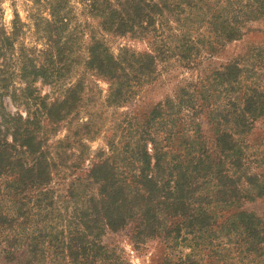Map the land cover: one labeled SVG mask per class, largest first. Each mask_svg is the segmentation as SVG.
<instances>
[{"label": "rangeland", "instance_id": "obj_1", "mask_svg": "<svg viewBox=\"0 0 264 264\" xmlns=\"http://www.w3.org/2000/svg\"><path fill=\"white\" fill-rule=\"evenodd\" d=\"M66 2L69 20L61 41L70 35L71 44L70 52L57 60L64 69L61 79L54 84L58 77L52 83L30 77L26 99L17 57L41 55L47 48L43 21L50 18L49 4L47 0L0 1V25L12 41L9 60L0 57V79L12 76L8 88L2 89L0 81V110L23 119L30 111L28 129L42 140L35 157L16 144L6 151L5 162L10 168L20 163L24 168L38 165L48 170L40 187L23 188L12 199L0 192L2 218L19 221L24 216L29 220L25 236L38 242L36 250L18 244L16 226L3 227L0 239L11 238V243L0 240V264H264V12L251 11L259 2L241 0L247 15L236 24L237 33L231 38L213 39L206 24H197L198 33L193 30L190 42L180 44L173 14L167 11H163L167 25H158L157 20L145 32L101 33L116 61L117 79L95 73L83 61L90 46L88 35L98 22L89 14L90 0ZM143 60L149 66L147 73H140ZM62 101L68 104L61 105ZM55 110L61 120L53 124L49 119ZM165 123L169 128H164ZM7 137L10 142V132ZM140 145L150 152V174L158 186H172L177 171L189 175V182L182 184L187 186L184 192H176L170 204V213L182 216L162 214L168 199L158 187L146 203L158 216L148 220L152 229L141 226L135 214V219L110 230L100 217L104 209L85 204L99 192L94 179L88 183L85 167L97 157L111 160L118 148L137 150ZM153 156L160 167L173 166V170L162 173L153 168ZM130 162L118 160L123 167ZM132 169L122 170L123 175L137 171ZM214 170L222 175L219 185L223 186L211 194L209 178L201 179L206 186H198L197 181ZM50 197L55 205L49 216ZM107 201L104 206L114 203ZM199 208L209 214L193 218ZM120 210L132 214L136 209L125 202ZM238 211L247 215L241 219ZM225 221L229 226L220 228ZM241 224L249 226V234L233 227ZM159 225L170 231L165 237ZM72 235L77 240L70 258L65 243L58 242ZM29 255H34L32 261Z\"/></svg>", "mask_w": 264, "mask_h": 264}, {"label": "trees", "instance_id": "obj_2", "mask_svg": "<svg viewBox=\"0 0 264 264\" xmlns=\"http://www.w3.org/2000/svg\"><path fill=\"white\" fill-rule=\"evenodd\" d=\"M47 1L50 8V18L43 21L45 26L44 30L47 35V48L42 51L41 55L32 54L27 56L20 53L17 57L18 60H20L19 62L17 61V64H21L20 79L25 80V87L22 92L24 96H26L31 90L29 85L30 77L41 76L49 83L53 82L54 77H58L53 83L57 84L59 82V79H61L62 76L61 72L64 69L57 66V60L63 52L65 53V51H69L68 44H71V41H69L71 39L70 35H67L65 40L61 41L64 30L66 29L65 27L68 25L69 20L66 0ZM253 1H258L259 4L251 11H258V13L264 12V0ZM245 7H247V5H243L241 0H90L88 9L89 14L98 19L96 29L98 28L99 32L97 31L96 35V29H94L91 30V34L88 35L87 44L90 46L86 51L87 55L83 61L88 65V68L94 70L95 73H103L109 78L117 79V70L115 68L116 61L109 54L103 35H126L127 33L136 31L145 32L151 26L155 25L157 20H159L158 25H167L169 18L163 14V11H167L171 15L173 14V22L176 24L175 29H178L179 31L176 41H179L180 44H188L192 38V34L194 33L193 30H196L195 33H198L201 24L207 25L208 33L212 34L213 39L216 37L231 38L237 33L236 24L243 16L247 15ZM197 24L200 25L195 26ZM13 28V35H16L17 27L13 26ZM153 30L155 29L153 28ZM206 44H208V42H206ZM11 45L12 41L10 37L6 35L3 26L0 25V57H3V60H9L7 53L9 52ZM52 48H54V50H52ZM42 56H44L43 60ZM118 59L119 58H117V60ZM119 62L122 63L123 61ZM69 65L70 64L67 66ZM148 67L147 62L143 60L141 64L142 72L140 71V73H147L149 71ZM11 77V75H3V78L0 79L2 89L9 87L11 84L9 81ZM116 84L117 86L118 84L120 86L119 82ZM73 88H67L66 92L70 95L71 93L69 92H72L71 90ZM29 96H26V99H29ZM67 104L68 103L66 101H62L61 103V105ZM169 112L170 110L168 111V116ZM30 113L31 112L29 111V117L23 119L21 116L16 117L10 114H5L3 110H0V124L2 125L0 127V192L3 196H8L9 199H12L15 196L18 197L23 188L42 186V183L48 179V170L43 169L46 168L44 166H38L35 163V165H37L36 169L33 167L24 168L22 167V164L18 163L16 165H12L10 168V164L5 162L7 157L6 151L14 150L16 144L20 147H24L25 152L29 153L28 155H33L35 157L39 147V142L42 140L37 137L35 131H29L28 129L32 122L31 117H33ZM54 113L53 117L49 116L51 118L49 120L53 124L58 122V119H60L58 118L60 116L59 111L55 110ZM164 128H169V124L165 123ZM7 132H10L11 135L10 142L7 141ZM148 135L151 136V132ZM149 141L152 140L149 139ZM152 150L154 152L157 151L156 148ZM115 151L116 154L111 157V160H103L97 157L89 163V167H85V171L87 173L86 178L88 179L87 180L85 178V180L89 183L90 180L94 179L99 185V192L96 198L90 200V202L85 201V204L94 209H104L100 216L104 224L110 228V230H115L124 226L128 219H135L134 216L137 214L139 216L141 226H150L152 229L154 224L151 225L148 220H150V218L155 219L158 216L153 210L154 207L146 205V203L148 202L147 199L155 194L158 187L161 188L159 191L164 193L168 199L165 203V209L161 210L162 214L165 215L166 218H181L182 215H180V212L170 213V204H172L173 195L177 197L176 192H184L187 186H183L182 184L189 182V175L177 171L175 172V178L172 180V186H170L169 183L166 186H158L157 183L153 181V175L150 174V172H152L150 170L152 158L150 157V152L145 146L142 147L140 145L137 150H133L131 148H118V150ZM156 153H160L162 156H166L167 154V152L158 151ZM121 157L127 162H130L129 159H131L136 163L132 164L130 162L131 164H127V167H123L122 164H118V160ZM153 159L155 160L153 168L162 170V173L173 170V166L160 167V161L158 162V158H156V156H153ZM128 167L133 169L136 168L137 171L128 172L126 173L128 176H125L123 175L122 170L127 169ZM140 175L141 179L138 178ZM221 177L222 175H219L218 172L214 170L210 176H200L198 178L197 185L201 186L204 183L201 179L207 180L209 178L208 181L210 182V188L207 190L212 194L214 191L219 190L217 189L218 187L220 188L223 186L222 184L219 185V179ZM206 185L207 184H203V186ZM188 186L192 185L190 184ZM118 195H122V197L120 198ZM201 198L203 197L201 196ZM108 199L114 200V203L112 205L108 204L107 206H104L108 202ZM125 202L131 203L136 209L132 212V214H124L121 212L120 208H122V204ZM226 204H229V202L224 203V206H226ZM54 205L55 202L53 201V198L50 197L46 204L47 208H49V216L50 212L54 208ZM15 206L17 209H20V206L16 204ZM206 214H209V212L207 213V209L205 210L199 208L193 218H204ZM212 214L214 215L215 212H212ZM235 214H237L236 216L241 219L247 215L243 211H238ZM146 216L147 220L145 218ZM28 223L29 220H27L24 216L21 220L15 221L9 216L3 219L2 214H0V229L15 225L17 228L16 230H18L16 242H18V244L21 242L22 244H30L33 250H36L38 247L37 240H35V238L25 236V234L29 235V233H25ZM187 223L191 222L187 221ZM229 224L230 222L225 221L220 224V228L225 225L229 226ZM233 227L237 229V231L243 232L242 234H249V226L245 224L233 225ZM158 229L164 233L163 237L170 232H167L165 228L160 225L158 226ZM70 237L71 238L64 239L58 243H65L63 246L67 251V257L69 256L72 258L73 256L71 255H73V253L70 249L74 247L73 242L76 241L77 238H75L74 235ZM3 242L10 244L11 238L1 240V243ZM8 249H12V246ZM29 253L31 252L29 251ZM33 257L34 255H29V260L32 261ZM73 261L74 258L69 262L72 263ZM25 264L29 263L25 262ZM83 264L96 263L88 261Z\"/></svg>", "mask_w": 264, "mask_h": 264}]
</instances>
